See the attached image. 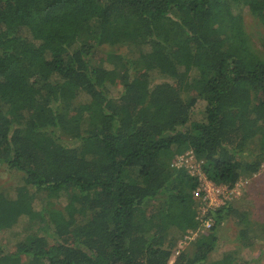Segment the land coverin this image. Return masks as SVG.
Segmentation results:
<instances>
[{"label":"trees","instance_id":"trees-1","mask_svg":"<svg viewBox=\"0 0 264 264\" xmlns=\"http://www.w3.org/2000/svg\"><path fill=\"white\" fill-rule=\"evenodd\" d=\"M245 7L264 28V0H0V167L14 177L0 264H247L211 257L221 221H246L230 202L170 261L205 203L173 159L190 150L227 188L264 163V56ZM126 43L132 55L100 49ZM34 215L46 235H23Z\"/></svg>","mask_w":264,"mask_h":264},{"label":"rangeland","instance_id":"rangeland-1","mask_svg":"<svg viewBox=\"0 0 264 264\" xmlns=\"http://www.w3.org/2000/svg\"><path fill=\"white\" fill-rule=\"evenodd\" d=\"M241 22L250 48L258 55L264 56V28L261 23L247 11L246 7L241 12ZM100 49L102 51L114 49L118 52L132 55L133 51L136 50V44L126 43L113 47L102 46ZM119 90L118 86L110 87V93L114 97L119 94ZM197 100L200 104L201 99ZM198 116H201V114L195 109L191 114V118H197ZM61 137L63 139L66 138L62 133ZM189 152L191 151L186 150L184 153ZM172 163H175L174 159ZM13 180V175L3 167H0V187L12 184ZM222 187L224 189L220 193H216L213 190L210 191L209 200L203 205L198 206V218H202L208 208H216L225 202H230L234 209L245 215L246 221H242L235 216L224 218L221 221L217 228L218 240L216 248L211 257L216 258L224 251H235V254L247 264H264V163L257 172L241 176L232 188ZM154 202V200L149 201V203ZM45 203V193L41 191L37 192L34 196V210L41 211ZM52 205L54 207L57 206L56 204ZM49 208H52V206L50 205ZM44 223L45 221L38 215L31 216L23 225V235L31 232L46 235L48 230ZM203 226L206 227L202 224L197 231H190L182 239L176 241L173 253L176 250H186L191 253L193 251V242L201 234ZM241 228H246L244 236L239 235ZM0 237H2L1 233ZM174 256L172 254L170 261L174 259Z\"/></svg>","mask_w":264,"mask_h":264},{"label":"built area","instance_id":"built-area-1","mask_svg":"<svg viewBox=\"0 0 264 264\" xmlns=\"http://www.w3.org/2000/svg\"><path fill=\"white\" fill-rule=\"evenodd\" d=\"M173 165L177 167H183L191 176L197 179L198 185H196L195 189L193 190V194L198 196L202 193V200L205 203L210 198V191L213 190L216 193H220L224 189V187L221 185H216L205 177L203 171L201 170V162L195 158L192 152L183 153L177 156ZM200 220L206 227L210 225L209 219L200 218ZM177 253L178 250L174 251L173 254L176 255Z\"/></svg>","mask_w":264,"mask_h":264}]
</instances>
